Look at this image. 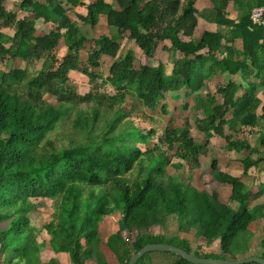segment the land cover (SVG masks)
I'll return each mask as SVG.
<instances>
[{
    "label": "trees",
    "instance_id": "obj_1",
    "mask_svg": "<svg viewBox=\"0 0 264 264\" xmlns=\"http://www.w3.org/2000/svg\"><path fill=\"white\" fill-rule=\"evenodd\" d=\"M6 1L0 0L2 61L40 60L61 41L67 49L61 60L52 55L49 71L42 70L29 81L25 69L0 72V253L6 254L4 264H60L40 259L47 243L39 241L29 214L37 210L36 200L41 199L55 203L52 220L44 226L50 235L48 244L55 252L68 253L71 264H128L134 253L150 243L177 245L204 259L235 261L248 253L252 228L259 220L263 221L259 245L264 251V203L250 206L251 199L264 191V184L252 193L242 178L220 170L214 157V180L231 185L229 200L221 201L217 191L209 193L167 174L170 161L163 153L137 145L147 143L156 134L154 129L144 132L135 125H123L134 109L128 96L150 112L159 108L163 113L167 106L160 104L167 94L191 97L204 116L197 128L206 143L218 136L228 150H246L241 160L244 175L252 168L264 171V153L259 148L264 150V132L258 145L240 138L245 129L261 126L264 131V26L253 25L250 18L251 10L264 6V0H211L212 21L229 31H205L200 39L193 37L197 0H21L20 10L32 19L9 12ZM232 3L239 11L238 21L228 17ZM78 8H86L87 14L78 13ZM71 14L78 20H72ZM101 16L107 17L111 33L90 36ZM37 20L54 29L37 36ZM11 23L17 29L14 36L2 32ZM126 36L147 59L156 58L159 46L168 51L170 71L159 57L154 66L137 68L133 49L119 57ZM184 36L192 39L184 40ZM238 38L243 40L242 51L235 46ZM93 40L96 44L83 67L81 50ZM104 55L114 60L110 76L103 80L114 89L113 95L90 92L82 96L68 86L74 71L95 82L98 76L92 69L101 68ZM225 74H241L244 82L222 80ZM25 82L27 94L17 88ZM215 82L216 93L203 94L208 83ZM45 94L57 97V103L46 101ZM83 102L90 107L81 108ZM75 111L73 126L81 138L57 148L49 134ZM162 140L180 160L200 166L199 157L207 145L202 147L188 126H167ZM135 171L138 174L131 180ZM112 215L119 217L118 226L104 232L103 224ZM173 215L178 217L180 231L204 243L194 248L185 238L149 232ZM173 239L180 243L167 241ZM217 243L218 251H200ZM151 253L136 264H153ZM165 253L173 258L171 264H192L178 254Z\"/></svg>",
    "mask_w": 264,
    "mask_h": 264
},
{
    "label": "rangeland",
    "instance_id": "obj_2",
    "mask_svg": "<svg viewBox=\"0 0 264 264\" xmlns=\"http://www.w3.org/2000/svg\"><path fill=\"white\" fill-rule=\"evenodd\" d=\"M20 4L21 0H7L5 2V6L7 7V9L12 12H14L13 10L17 11L20 8ZM79 10L81 12V9ZM71 15L74 20H77V16L73 14ZM28 17L31 18L30 16ZM38 28H40L41 31H49V27L47 25H43L42 23L38 25ZM2 30L8 36H13L16 33L17 29L16 26L11 23L6 28H2ZM110 33V29L108 28L106 20L104 19L101 21V24L96 28V30L89 35L99 36L102 34ZM127 36L121 41L122 44L121 50L119 52V57H122L126 50L133 49L138 57L135 62L137 68L142 64H155L156 58L147 59L136 42L130 40ZM95 44L96 43L94 40L88 41L82 48L79 61L83 67L87 65L89 53L91 49L94 48ZM66 49L67 48L64 47V42L61 41L60 45L54 51H52V53L44 55V57L40 60L31 61L29 63L24 61L23 59H19L17 61H13L10 59L2 61V59L0 58V72L1 74L10 72L14 68L25 69L29 72V81L33 77L38 76V74L42 70L46 69L47 71H49L51 66L53 65L52 55H54L57 60H61V58H63L64 54L66 53ZM167 55V52H163L162 59L160 57V59L165 63L168 62ZM101 62V68H99L98 70L92 69V72H95L98 76L95 82H93L88 76L84 75L83 73L74 71L70 73L68 86L82 96H85L90 92H99L100 94L113 95L115 93L114 89L109 84L103 83V80L110 76V68L114 60L104 55ZM165 66L166 70L168 71V65ZM17 88L19 89V91L27 94L28 82H25L23 85H17ZM216 91L217 88L211 90L205 88L202 92L203 94H206L208 92L214 94L216 93ZM171 96H174V99H172ZM43 98L50 103H57L58 101V98L51 94H45ZM128 100L132 103L134 109H132L133 113L131 114V117L126 122H124L123 125H128L129 127L135 125L144 130V132H148L151 129H154L156 131V134L151 136L147 143H137V145L143 150L155 149V152L157 154L163 153L165 157L170 161L166 166L167 174L180 176L184 181L190 182L192 185L197 186L200 189H204L209 193L217 191L219 193L221 201H227L229 200L231 185L220 183L214 180L212 173L213 171L211 169V160L215 157L219 161L220 170L233 176L242 178L245 181L248 189H250L251 191L259 190L260 187L264 184V171H258L257 169L252 168L248 171L247 175H244V168L241 160L245 157V155H247L246 150H244V152L230 151L226 148V142L218 136L210 139L208 144L206 143L207 140L205 135L201 133L197 128L199 120H202L204 116L201 112H197V110L194 108L195 103L191 97L186 98L185 96H180L178 94H167L164 102L161 101L160 104V106L162 104L167 106V112L165 113H163L162 109L160 110L159 108L155 110V112L148 111V109H146L140 101H138L136 98H133L132 96H128ZM80 107L87 109L90 107V104L87 102H83ZM75 115H77V111H75L72 116H69L63 121L59 122L54 131L49 134V137L54 141L57 148L69 146L74 139H77L78 137L79 139L81 138L80 133L75 132L73 126V119L75 118ZM170 120H172V124H169ZM169 125H172L174 128H183L185 126H188L191 136L199 144H201L202 147L207 145L206 152L201 153L199 157V167H193L191 164L189 165L187 162L180 160L177 155H175V150L167 148L168 145L162 140V138L164 136L166 127ZM98 126L99 130L102 132L104 123H101ZM263 132L264 131L261 126H258L254 129H245V131H242V133L240 134V138L245 139L252 146L258 145L257 139ZM259 148L263 154V148L261 146H259ZM137 174L138 172L135 171V173L130 176V179L133 180L137 176ZM36 203L39 204V207L36 211L29 214L31 223L38 229L37 234L39 241L48 243L50 235L44 228V226L52 220L53 212L55 210V203L52 200L48 199L36 200ZM257 203H264V191L260 192L251 199L250 206H253ZM118 219L119 217L117 215H112V217L107 218V220L103 224V231H113L118 226ZM262 224L263 223L260 222L259 224L254 225L253 229L255 230V232H253V237L249 241L248 253H246L245 255H238L240 259L251 257V255H253L254 253L256 257L264 259V251L261 247H259V239L261 235L259 236L258 233L262 229ZM149 232L154 235H164L167 238L177 237L180 239H184L181 237L183 234H180V224L178 222V217L175 215L168 217L166 223L160 225L159 229H156L155 226L151 227ZM186 236L192 240L194 248L198 244H200V238L198 239L194 236L190 237L188 233ZM167 241L170 243H180L177 239ZM203 243H201L200 246ZM212 249L213 247H209L208 249L203 247V249L200 248V251H210ZM42 250V253H40V259L42 263H47L49 260L55 259L60 264H71L69 255L67 253L55 252L51 248L45 247ZM12 255L14 254H11L10 257H12ZM4 257H6V254L0 253V264H4ZM113 264L119 263L114 261Z\"/></svg>",
    "mask_w": 264,
    "mask_h": 264
},
{
    "label": "crops",
    "instance_id": "obj_3",
    "mask_svg": "<svg viewBox=\"0 0 264 264\" xmlns=\"http://www.w3.org/2000/svg\"><path fill=\"white\" fill-rule=\"evenodd\" d=\"M87 1H89V0H87ZM182 1H184V0H182ZM107 2H109V3H111V2H113V0H107ZM7 8V7H6ZM196 8H197V11H198V14H197V19H198V25H197V27H196V29H195V32H194V38L195 39H200L201 38V36L203 35V33L205 32V31H211V32H217V31H221V32H228L229 31V28L226 26V25H219L218 23H216V22H213L212 21V19H211V17H212V15H211V11L214 9V4H213V2L211 1V0H197V2H196ZM79 9H81V12H80V10ZM8 11H9V9H8ZM14 12H17V13H19L20 14V18L22 19V18H24V17H28V16H30L31 18H33V16H31L29 13H27V12H24V11H21L20 10V8L16 11V10H13ZM9 12H12V11H9ZM77 12L78 13H80V14H84V15H86L87 14V10H86V8H78L77 9ZM228 17L229 18H232V19H235L236 21H238L239 20V11L236 9V6H235V4L234 3H232L231 5H230V7H229V9H228ZM74 15V14H73ZM71 18H72V15H71ZM106 20V23H107V17L106 16H101L100 17V22H99V25L101 24V21L102 20ZM72 20H74L73 18H72ZM78 20V19H77ZM40 23H42L43 25H47L48 27H49V31H47V32H45V30H43V31H41V29L40 28H38V25L40 24ZM98 25V26H99ZM108 26V25H107ZM109 28V27H108ZM36 29H37V36H42V35H45V34H48L51 30H53L54 28L50 25V24H45V22L44 21H42V20H37L36 21ZM3 32V31H2ZM15 35V34H14ZM13 35V36H14ZM183 39L184 40H191L192 39V37L190 38V37H187V36H184L183 37ZM166 46H167V48L170 46V43H169V41H165V43H164ZM235 46H236V48L239 50V51H242L243 50V40L241 39V38H238L236 41H235ZM139 47V46H138ZM163 52H167V59H168V62L167 63H165L164 61H162L161 59H162V55H163ZM159 57V60H161L165 65H168V71L167 72H169L170 71V69H171V61H170V59H171V55H169V53H168V51H163V50H161V48H160V46L158 47V49H157V55H156V58H158ZM160 57H161V59H160ZM224 57V54H221L220 55V59L222 60V58ZM237 60V59H236ZM241 60H242V58H241ZM158 61H156L155 62V64L157 63ZM155 64H153L152 66H154ZM222 80H226V81H230V80H232V81H234V82H236V83H238V84H243V82H244V80H243V78H242V75L240 74V75H234V76H231V75H228V74H225V75H223L222 76ZM216 88V82L215 83H208V86H207V88L206 89H215ZM241 94H243V92L241 93ZM263 99V101H264V97L262 98ZM251 191V190H250ZM258 190H256V191H251L252 193H256ZM260 222H262L263 223V221L262 220H259L258 221V223L257 224H259ZM263 225V224H262ZM159 226L160 225H156L155 226V228L156 229H159ZM116 229V228H115ZM114 229V230H115ZM252 230H253V232H255V230L252 228ZM259 233V236L260 235H262V229L260 230V232H258ZM180 234H183L181 237L182 238H185V239H187L189 242H190V244H191V246L193 247L194 245H193V243H192V240L189 238V237H187L186 235H187V233L186 232H180ZM188 235L191 237V236H194V235H192V234H190V233H188ZM260 238H261V236H260ZM259 241H260V239H259ZM202 243V241L200 240V244ZM259 247H260V245H259ZM45 248H51V246L47 243L46 244V246H45ZM207 249L209 248V247H206ZM211 248V247H210ZM52 249V248H51ZM218 249H219V245H218V243L217 244H215L214 246H213V249L212 250H210V251H218ZM53 250V249H52ZM205 251H208V250H205ZM65 253V252H64ZM68 254V253H67ZM69 255V254H68ZM253 255H255V253L253 254ZM150 257H151V262L153 263V264H171L172 262H173V258H170L169 257V255L168 254H166L165 252H158V251H155V252H152L151 253V255H150ZM52 260V259H51ZM50 261V260H49ZM48 261V262H49ZM114 263V261L112 262V264Z\"/></svg>",
    "mask_w": 264,
    "mask_h": 264
},
{
    "label": "water",
    "instance_id": "obj_4",
    "mask_svg": "<svg viewBox=\"0 0 264 264\" xmlns=\"http://www.w3.org/2000/svg\"><path fill=\"white\" fill-rule=\"evenodd\" d=\"M169 252L173 254H178L180 257L185 258L188 262L192 264H264V259L256 257V255H251V257L243 258L239 260H220V259H204L197 257L182 247L169 243H150L142 247L136 253H134L129 260L128 264H136L137 261L143 257L144 254L149 252Z\"/></svg>",
    "mask_w": 264,
    "mask_h": 264
},
{
    "label": "built area",
    "instance_id": "obj_5",
    "mask_svg": "<svg viewBox=\"0 0 264 264\" xmlns=\"http://www.w3.org/2000/svg\"><path fill=\"white\" fill-rule=\"evenodd\" d=\"M251 22L256 26H264V6H256L251 10Z\"/></svg>",
    "mask_w": 264,
    "mask_h": 264
}]
</instances>
